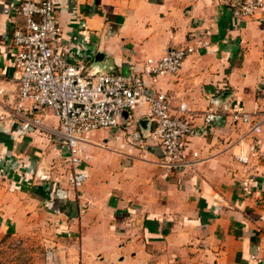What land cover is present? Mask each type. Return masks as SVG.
<instances>
[{
  "label": "crops",
  "instance_id": "1",
  "mask_svg": "<svg viewBox=\"0 0 264 264\" xmlns=\"http://www.w3.org/2000/svg\"><path fill=\"white\" fill-rule=\"evenodd\" d=\"M22 1L0 0V232L38 225L50 264H264V11L241 16L246 0H56L60 44L89 73L126 74L196 48L175 76H144L173 107L187 103L192 169L165 172L139 105L134 127L124 114L117 133L84 139L87 179L75 190L58 118L20 99L12 79L11 38L24 19L4 9ZM209 109L217 115L205 126ZM236 111L260 117V132L232 121ZM248 146L258 159L242 165L235 157Z\"/></svg>",
  "mask_w": 264,
  "mask_h": 264
},
{
  "label": "built area",
  "instance_id": "2",
  "mask_svg": "<svg viewBox=\"0 0 264 264\" xmlns=\"http://www.w3.org/2000/svg\"><path fill=\"white\" fill-rule=\"evenodd\" d=\"M57 8L56 0H24L4 9V13L24 19L23 27L15 30L11 38L12 79L18 96L37 107L51 109L58 118V150L69 165L72 188L78 190L87 179L84 165L89 157L81 147L84 139L96 130L115 129L117 133L124 114V126L134 127L131 112L139 105L145 106L146 119L155 125L151 138L160 148V165L165 172L192 169L198 154L193 152L192 159L186 157V139L193 131L187 103L173 107L170 96L149 91L144 76H175L183 60L196 48L168 50L159 59H147L140 70L131 68L126 74L89 73L84 66L74 64L70 49L60 44L62 30ZM261 11L264 0H246L239 8L243 17H254ZM261 56L264 59V47ZM216 115L215 110L205 111L204 125L209 126ZM230 116L234 122L249 125L253 133L260 132V117L237 111ZM37 124L38 121H27L23 127ZM235 158L242 165H250L258 154L253 146H248ZM2 163L0 155V166ZM51 256L52 252L47 251L46 260L50 261Z\"/></svg>",
  "mask_w": 264,
  "mask_h": 264
},
{
  "label": "rangeland",
  "instance_id": "3",
  "mask_svg": "<svg viewBox=\"0 0 264 264\" xmlns=\"http://www.w3.org/2000/svg\"><path fill=\"white\" fill-rule=\"evenodd\" d=\"M46 240L38 225L15 234L0 232V264H50L45 257L50 251Z\"/></svg>",
  "mask_w": 264,
  "mask_h": 264
},
{
  "label": "water",
  "instance_id": "4",
  "mask_svg": "<svg viewBox=\"0 0 264 264\" xmlns=\"http://www.w3.org/2000/svg\"><path fill=\"white\" fill-rule=\"evenodd\" d=\"M222 98H223V96H221V97H220V98H218V99H214V101H215V100L221 101V100H222Z\"/></svg>",
  "mask_w": 264,
  "mask_h": 264
}]
</instances>
